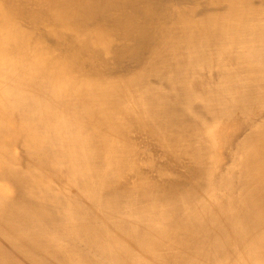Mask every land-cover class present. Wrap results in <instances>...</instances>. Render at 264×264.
I'll return each mask as SVG.
<instances>
[{
    "label": "bare ground",
    "instance_id": "bare-ground-1",
    "mask_svg": "<svg viewBox=\"0 0 264 264\" xmlns=\"http://www.w3.org/2000/svg\"><path fill=\"white\" fill-rule=\"evenodd\" d=\"M0 264H264V0H0Z\"/></svg>",
    "mask_w": 264,
    "mask_h": 264
}]
</instances>
